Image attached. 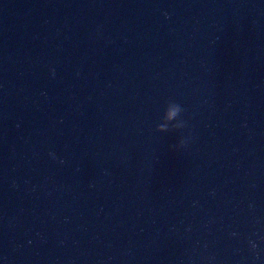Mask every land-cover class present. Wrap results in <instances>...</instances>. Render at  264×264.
Returning <instances> with one entry per match:
<instances>
[{
    "label": "water",
    "instance_id": "water-1",
    "mask_svg": "<svg viewBox=\"0 0 264 264\" xmlns=\"http://www.w3.org/2000/svg\"><path fill=\"white\" fill-rule=\"evenodd\" d=\"M0 264H264V0H0Z\"/></svg>",
    "mask_w": 264,
    "mask_h": 264
},
{
    "label": "clouds",
    "instance_id": "clouds-1",
    "mask_svg": "<svg viewBox=\"0 0 264 264\" xmlns=\"http://www.w3.org/2000/svg\"><path fill=\"white\" fill-rule=\"evenodd\" d=\"M177 111H178V109H176V108L173 109V113H172L173 116L176 114ZM49 155L52 156L53 159H56L52 153H50ZM60 163H63V161L61 160Z\"/></svg>",
    "mask_w": 264,
    "mask_h": 264
}]
</instances>
